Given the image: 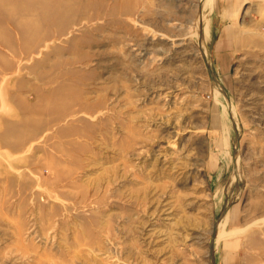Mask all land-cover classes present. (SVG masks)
I'll return each instance as SVG.
<instances>
[{
	"label": "rangeland",
	"instance_id": "374dc122",
	"mask_svg": "<svg viewBox=\"0 0 264 264\" xmlns=\"http://www.w3.org/2000/svg\"><path fill=\"white\" fill-rule=\"evenodd\" d=\"M63 1L0 0V264H264V0Z\"/></svg>",
	"mask_w": 264,
	"mask_h": 264
},
{
	"label": "crops",
	"instance_id": "0c3cea01",
	"mask_svg": "<svg viewBox=\"0 0 264 264\" xmlns=\"http://www.w3.org/2000/svg\"><path fill=\"white\" fill-rule=\"evenodd\" d=\"M227 41H229V40L228 39L222 40V43H224V45H225V43ZM236 242H233L234 244L232 243V245H233L232 248H234V249H232L233 251H231L230 253L226 252L225 254L223 252V256L221 255V257H222L221 259H222L223 264H227V263L229 264V262H227V259H232L236 264L243 263L242 262V256L243 255L241 254L240 249L239 250L237 249V246L239 245V242L238 243H236Z\"/></svg>",
	"mask_w": 264,
	"mask_h": 264
},
{
	"label": "bare ground",
	"instance_id": "6f19581e",
	"mask_svg": "<svg viewBox=\"0 0 264 264\" xmlns=\"http://www.w3.org/2000/svg\"><path fill=\"white\" fill-rule=\"evenodd\" d=\"M73 1H75V0H65V1H63L62 3H60V4H62L65 8H70V6L72 5V2ZM71 9V8H70ZM36 30H34V32H35ZM41 37L43 38V36L41 35ZM41 38L38 36L37 37V41H39Z\"/></svg>",
	"mask_w": 264,
	"mask_h": 264
}]
</instances>
